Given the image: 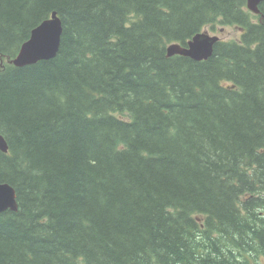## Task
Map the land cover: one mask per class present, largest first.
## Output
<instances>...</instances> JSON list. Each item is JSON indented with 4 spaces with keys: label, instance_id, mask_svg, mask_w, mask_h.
Masks as SVG:
<instances>
[{
    "label": "trees",
    "instance_id": "obj_1",
    "mask_svg": "<svg viewBox=\"0 0 264 264\" xmlns=\"http://www.w3.org/2000/svg\"><path fill=\"white\" fill-rule=\"evenodd\" d=\"M0 0V264H264V2ZM57 13L54 59L11 65ZM236 27L213 56H167Z\"/></svg>",
    "mask_w": 264,
    "mask_h": 264
},
{
    "label": "water",
    "instance_id": "obj_2",
    "mask_svg": "<svg viewBox=\"0 0 264 264\" xmlns=\"http://www.w3.org/2000/svg\"><path fill=\"white\" fill-rule=\"evenodd\" d=\"M263 2L264 0H248V10L259 15L261 13L260 5ZM62 34V21L58 14L54 13L50 19L32 31L30 39L22 45L20 52L10 61V64L17 68H23L40 61L53 59L58 54ZM219 41L220 37L217 35H210L206 32L198 33L186 45L171 44L167 48V56H183L198 62L206 61L213 56L214 47ZM0 150L3 153L9 151L8 144L1 134ZM18 208L16 190L11 185L0 182V213L8 210L17 212Z\"/></svg>",
    "mask_w": 264,
    "mask_h": 264
},
{
    "label": "rangeland",
    "instance_id": "obj_3",
    "mask_svg": "<svg viewBox=\"0 0 264 264\" xmlns=\"http://www.w3.org/2000/svg\"><path fill=\"white\" fill-rule=\"evenodd\" d=\"M220 29L221 28L218 27L215 30H211L207 27L203 31L211 35H218L222 40H237L239 38L240 30L236 27H227L223 30V32H220Z\"/></svg>",
    "mask_w": 264,
    "mask_h": 264
},
{
    "label": "bare ground",
    "instance_id": "obj_4",
    "mask_svg": "<svg viewBox=\"0 0 264 264\" xmlns=\"http://www.w3.org/2000/svg\"><path fill=\"white\" fill-rule=\"evenodd\" d=\"M53 14H54V13H53ZM59 50H60V48H59ZM58 52H59V51H58ZM56 56H57V55H56ZM54 58H55V57H54ZM54 58H53V59H54ZM50 60H51V59H50ZM45 61H48V60H45ZM40 62H41V61H40Z\"/></svg>",
    "mask_w": 264,
    "mask_h": 264
}]
</instances>
